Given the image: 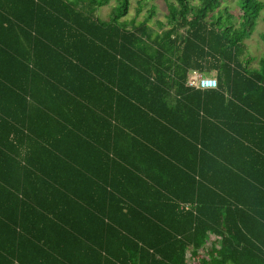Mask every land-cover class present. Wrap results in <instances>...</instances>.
I'll return each instance as SVG.
<instances>
[{"label": "trees", "instance_id": "trees-1", "mask_svg": "<svg viewBox=\"0 0 264 264\" xmlns=\"http://www.w3.org/2000/svg\"><path fill=\"white\" fill-rule=\"evenodd\" d=\"M221 1L0 0V264H264L263 3Z\"/></svg>", "mask_w": 264, "mask_h": 264}, {"label": "rangeland", "instance_id": "rangeland-1", "mask_svg": "<svg viewBox=\"0 0 264 264\" xmlns=\"http://www.w3.org/2000/svg\"><path fill=\"white\" fill-rule=\"evenodd\" d=\"M174 2V0H128V6L126 14L121 19H134V21L146 20V16H149L148 23L153 27L156 20H159L163 24H167V2ZM192 3H196L197 0H191ZM119 0H108L106 4H103L96 8L95 15L101 19L106 20L110 9L118 4ZM221 6L213 10L216 13L218 9H222L225 5V11L223 16L227 13L231 14L232 24L237 26L239 9L235 4V0H222ZM263 6L258 12L254 22L250 23V32L241 40V55L240 59L247 60L248 65L259 67L260 58L264 57V0H261ZM167 28V27H166ZM238 28H240L238 26ZM154 29V27H153ZM181 33H184L183 31ZM248 57V58H246ZM247 65V68L250 69ZM203 73L202 71H200ZM212 74V73H211ZM214 75V74H212Z\"/></svg>", "mask_w": 264, "mask_h": 264}, {"label": "built area", "instance_id": "built-area-1", "mask_svg": "<svg viewBox=\"0 0 264 264\" xmlns=\"http://www.w3.org/2000/svg\"><path fill=\"white\" fill-rule=\"evenodd\" d=\"M185 85L193 88H214L217 85L215 76L202 74L198 70L190 69L186 75Z\"/></svg>", "mask_w": 264, "mask_h": 264}, {"label": "crops", "instance_id": "crops-1", "mask_svg": "<svg viewBox=\"0 0 264 264\" xmlns=\"http://www.w3.org/2000/svg\"><path fill=\"white\" fill-rule=\"evenodd\" d=\"M97 8H98V7H97ZM247 65H248V63H247ZM247 65H246V66H247ZM255 66H256V65H255ZM255 66H251L250 64L248 65L249 68H250V67L252 68V67H255ZM189 70H190V69H189ZM189 70H188V71H189ZM188 71H187V72H188ZM211 73L214 74L213 76H215V71H214V70H210V71H208V72H203L202 74L212 75ZM215 78H216V76H215ZM187 87H189V86H187ZM215 88H216V87H214V88H206V89H215ZM195 89H200V88H195ZM200 90H203V89H200Z\"/></svg>", "mask_w": 264, "mask_h": 264}]
</instances>
